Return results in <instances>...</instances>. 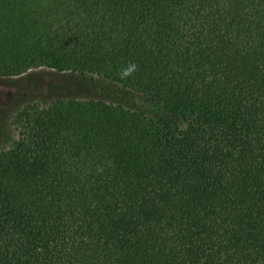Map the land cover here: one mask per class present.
<instances>
[{
	"label": "trees",
	"instance_id": "16d2710c",
	"mask_svg": "<svg viewBox=\"0 0 264 264\" xmlns=\"http://www.w3.org/2000/svg\"><path fill=\"white\" fill-rule=\"evenodd\" d=\"M35 69L116 96L11 117L0 264H264V0H0Z\"/></svg>",
	"mask_w": 264,
	"mask_h": 264
},
{
	"label": "rangeland",
	"instance_id": "374dc122",
	"mask_svg": "<svg viewBox=\"0 0 264 264\" xmlns=\"http://www.w3.org/2000/svg\"><path fill=\"white\" fill-rule=\"evenodd\" d=\"M98 79L72 73L35 69L21 75L0 77V149L8 148L15 136L11 117L28 102L46 105L56 99H115ZM124 100V97L121 98Z\"/></svg>",
	"mask_w": 264,
	"mask_h": 264
},
{
	"label": "clouds",
	"instance_id": "9594fccd",
	"mask_svg": "<svg viewBox=\"0 0 264 264\" xmlns=\"http://www.w3.org/2000/svg\"><path fill=\"white\" fill-rule=\"evenodd\" d=\"M138 70V65L135 63H129L127 67L121 70L120 77L121 79H127L134 75V73Z\"/></svg>",
	"mask_w": 264,
	"mask_h": 264
}]
</instances>
